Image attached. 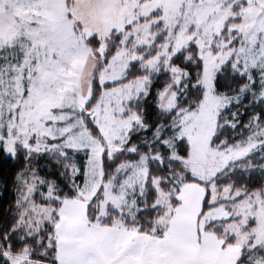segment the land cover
Here are the masks:
<instances>
[{
  "label": "snow or ice",
  "instance_id": "snow-or-ice-1",
  "mask_svg": "<svg viewBox=\"0 0 264 264\" xmlns=\"http://www.w3.org/2000/svg\"><path fill=\"white\" fill-rule=\"evenodd\" d=\"M0 264H264V0H0Z\"/></svg>",
  "mask_w": 264,
  "mask_h": 264
}]
</instances>
